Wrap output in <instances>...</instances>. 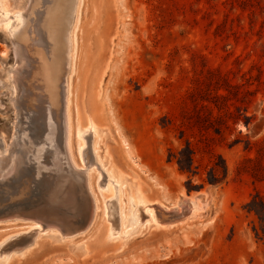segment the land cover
I'll return each mask as SVG.
<instances>
[{
  "label": "rangeland",
  "instance_id": "374dc122",
  "mask_svg": "<svg viewBox=\"0 0 264 264\" xmlns=\"http://www.w3.org/2000/svg\"><path fill=\"white\" fill-rule=\"evenodd\" d=\"M70 2L60 164L42 48L0 22V264H264V0ZM64 4L0 0L33 23Z\"/></svg>",
  "mask_w": 264,
  "mask_h": 264
},
{
  "label": "bare ground",
  "instance_id": "6f19581e",
  "mask_svg": "<svg viewBox=\"0 0 264 264\" xmlns=\"http://www.w3.org/2000/svg\"><path fill=\"white\" fill-rule=\"evenodd\" d=\"M75 1H79V0H75ZM60 3H63V2H60ZM70 0H65V4L63 6V11L61 13V15L59 17H57L56 19H52V16L51 14L53 15V13H51V10L50 8H47V10H45V13L44 14H41V18H40V21L35 20L34 23L32 21V18L29 15H25V13H19V14H15V15H12L10 16L9 14H7L5 11L2 10V8L0 7V22L2 24H4L6 21H10V25L8 26L7 30L9 31V33H11V35L13 36V40L14 42H17L19 45H21V43H25V42H28V40L31 42V44H37L38 46H40L42 49H40L39 53L40 55H42L41 58V61L44 62L43 66L45 67V69L43 68V66H40V65H37V69H35L34 72H32V74L34 73V76L32 77L33 80H35L36 82V85H38L37 87L40 86V89H43V87H47V91H48V97H45L43 96L42 94L41 95H38V98L36 100H39V107H38V113L41 117H48L50 116L51 118H53L54 120V125H55V129H56V134L53 135L54 137H52L50 139L49 137V146L52 150V155L55 156V158L59 161L58 163H62L63 161V154L65 152V155L66 153H68V147H67V114H66V101L68 100V91L67 90V86L64 87L63 91H58L57 90V87H55V84L54 86L52 85L54 82H55V77L57 78L58 76H56L57 74V69L59 68V65H60V62L63 60V53L64 51L66 52V45L65 43V33L67 32L66 30V27H68L67 23H68V18L67 19V10L69 9V6H70ZM72 5V4H71ZM59 6V5H58ZM44 8V7H43ZM53 9V8H51ZM76 7H74L72 13H74ZM62 10V9H61ZM70 11V10H68ZM28 12V11H27ZM58 12V11H57ZM27 14V13H26ZM76 14V13H75ZM69 17V16H68ZM73 17V16H72ZM2 20V21H1ZM5 21V22H4ZM23 27L22 31L18 32V29L20 27ZM72 26H74L72 24ZM71 29V28H70ZM70 31V30H69ZM72 31V30H71ZM16 35V36H15ZM68 38V37H67ZM70 38V37H69ZM72 38V36H71ZM69 40V39H68ZM71 43V42H70ZM28 45V44H27ZM71 45V44H70ZM26 46V45H25ZM71 47V46H70ZM69 47V48H70ZM35 48V47H34ZM37 49V48H36ZM64 49V51H63ZM66 49V50H65ZM18 50V49H17ZM38 50V49H37ZM37 50L35 52H37ZM31 51V50H30ZM29 51V52H30ZM71 51V49H70ZM25 54V53H24ZM27 54V53H26ZM30 54V53H29ZM32 54V53H31ZM35 55V53H33ZM32 54V55H33ZM45 54L47 56H52V60L51 62H47L46 61V58H45ZM31 55V57H32ZM33 55V56H34ZM36 56V55H35ZM34 56V57H35ZM39 56V55H38ZM38 58V57H37ZM39 58V59H40ZM50 58V57H49ZM22 60V59H21ZM36 60V59H35ZM26 61V59H25ZM24 61V62H25ZM22 63V62H21ZM30 63V62H29ZM38 63V62H36ZM23 64V63H22ZM32 64V63H31ZM30 64V65H31ZM62 65V63H61ZM23 66V65H22ZM25 66H26V63H25ZM35 67V65H33ZM22 68V67H21ZM25 68V67H24ZM23 68V69H24ZM44 69V70H43ZM60 69V68H59ZM20 70V69H19ZM31 70V69H30ZM27 72V71H26ZM21 73V72H20ZM23 73V72H22ZM29 73V72H28ZM63 74V73H62ZM27 75V74H26ZM21 76V75H20ZM24 76V75H23ZM60 80V78H59ZM14 88L15 91H16V88L18 89V87H16V80L14 79ZM18 86V85H17ZM54 89V91H53ZM44 90V89H43ZM28 92V91H27ZM24 93V92H23ZM28 94H31L30 92ZM31 97V96H30ZM44 99H48L49 100V106L50 108L48 110H44L45 113H48V114H45L44 112H42V109H40L42 106H40V104L42 105L43 102L45 101ZM32 100V99H30ZM44 100V101H43ZM46 103V102H45ZM37 105V104H36ZM31 106L29 105L28 108H30ZM37 107V106H36ZM41 110V111H40ZM49 111V112H48ZM48 115V116H46ZM49 119V118H48ZM41 124L43 123H40L38 124V128H37V131H42L41 128H43L41 126ZM43 132V131H42ZM55 133V132H54ZM41 134V132H40ZM43 134V133H42ZM45 134V133H44ZM90 139V138H89ZM42 142V140H41ZM40 142V143H41ZM32 145V144H31ZM32 147V146H31ZM92 147V146H91ZM4 150V149H3ZM64 151V152H63ZM3 152V151H2ZM6 152V151H5ZM8 152V151H7ZM89 153V154H88ZM69 154V153H68ZM87 155H89L88 159H91L93 158L94 159V156L92 155V150L90 148V150H88L87 152ZM4 156V155H3ZM2 157V155H1ZM6 157V156H5ZM4 158V157H3ZM2 158V159H3ZM68 158V157H67ZM5 161L2 162V160L0 161V164L2 166H5L6 164H8L9 161H6L7 159L4 158ZM68 160V159H67ZM71 160V159H70ZM17 160L14 159L12 161V164L9 165V169L6 173V175L8 173H10V170L12 171L13 168H15V162ZM69 161V160H68ZM11 163V162H10ZM70 164V163H69ZM73 164V162H72ZM62 165V164H61ZM74 165V164H73ZM7 167V165H6ZM17 167V166H16ZM59 169V168H58ZM7 170V169H6ZM65 170V169H64ZM63 168L59 169V174H63L65 173L66 171H64ZM4 172V171H3ZM13 172H17V169ZM12 172V173H13ZM83 172V171H81ZM76 173V172H74ZM80 173V172H79ZM78 173V174H79ZM77 174V173H76ZM75 174V175H76ZM65 175V174H64ZM3 175H1V178H2ZM61 176V175H60ZM64 177V176H63ZM66 177V175H65ZM67 177H70V175L68 174ZM72 177V175H71ZM77 178V177H76ZM83 178V177H82ZM85 178V177H84ZM81 179V178H79ZM6 180V179H5ZM71 180V179H70ZM81 182V181H80ZM83 182V181H82ZM108 182V181H107ZM54 183V182H53ZM53 183L51 184V186L53 185ZM56 183V182H55ZM72 183L76 186V191L75 193H78L80 192V184H79V180H74V182L72 181ZM88 183V182H87ZM86 183L85 187H84V190H87V194L89 195L90 194V191H89V188H88V184ZM58 184V182H57ZM56 184V185H57ZM106 184V183H105ZM104 184V185H105ZM107 186V185H105ZM55 187V186H54ZM68 187V186H67ZM58 189V188H57ZM56 189V190H57ZM51 190V189H50ZM60 190V189H59ZM52 191V190H51ZM52 193V192H51ZM58 194V193H56ZM79 194V193H78ZM50 195V194H49ZM81 195V194H80ZM91 195V194H90ZM83 195H81V198H82ZM92 196V195H91ZM51 198H53L51 196ZM63 199V198H62ZM91 199V197H90ZM93 199V198H92ZM84 200V199H83ZM94 201V200H93ZM55 202V201H54ZM83 202V201H82ZM75 203V202H74ZM94 203V202H93ZM92 203V205H93ZM204 204V203H203ZM91 205V206H92ZM202 205V204H201ZM201 205H198V203L196 201H193V200H190L188 202V206L186 208H184V211L182 212L183 213V216L185 215H190L192 216V214L195 212V211H200L202 210L203 208L201 207ZM51 206V205H50ZM76 206V205H75ZM151 209H152V212H154V215H155V211H156V208L155 207H162V204L158 203V202H155L152 206H150ZM82 208V207H81ZM167 208V207H166ZM51 209V208H49ZM56 209V208H55ZM83 209V208H82ZM90 209V208H89ZM160 209V208H159ZM170 210L174 209V208H168ZM94 210V209H93ZM1 211V210H0ZM79 211V210H78ZM157 212V211H156ZM42 213V212H41ZM40 213V214H41ZM94 211L92 212V215H93ZM158 213V212H157ZM156 213L157 217H158V214ZM29 215V214H28ZM44 215V214H43ZM154 219H156V215L154 216ZM89 216V215H88ZM144 216V215H143ZM39 217V216H38ZM91 217V216H90ZM54 219V218H53ZM51 218V220H53ZM64 219V218H63ZM62 220V219H60ZM67 220V219H66ZM157 220V219H156ZM90 221V219H89ZM51 222V221H50ZM66 222V221H65ZM53 223V222H52ZM57 223V222H56ZM68 223V222H67ZM70 223V222H69ZM86 223V222H85ZM48 224V222H47ZM71 224V223H70ZM56 225V224H54ZM62 227V226H61ZM66 227V226H65ZM68 227V226H67ZM71 227V226H70ZM80 227V226H79ZM88 227V226H87ZM74 228V227H73ZM79 229V228H78ZM82 229V228H81ZM67 230V229H66ZM75 230V229H74ZM69 232V231H68ZM76 232L74 231V233H69V235H73L75 234ZM67 234V233H66ZM69 235H66V236H69Z\"/></svg>",
  "mask_w": 264,
  "mask_h": 264
}]
</instances>
